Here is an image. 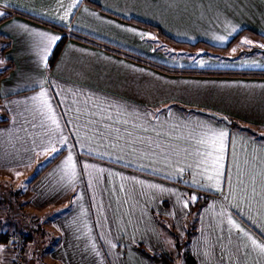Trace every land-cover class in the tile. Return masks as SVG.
<instances>
[{"label": "crops", "instance_id": "1", "mask_svg": "<svg viewBox=\"0 0 264 264\" xmlns=\"http://www.w3.org/2000/svg\"><path fill=\"white\" fill-rule=\"evenodd\" d=\"M0 12L2 69L13 64L0 76V170L55 147L30 182L36 200L75 190L54 260L162 264L135 247L170 256L151 211L179 221L188 204L175 179L211 176L216 194L206 189L189 243L195 263L264 264V243L231 213L264 236V0H0ZM220 131L216 177L208 138ZM15 257L0 243V264Z\"/></svg>", "mask_w": 264, "mask_h": 264}, {"label": "rangeland", "instance_id": "2", "mask_svg": "<svg viewBox=\"0 0 264 264\" xmlns=\"http://www.w3.org/2000/svg\"><path fill=\"white\" fill-rule=\"evenodd\" d=\"M2 67L3 66L0 55V72L2 70ZM258 138L264 139V135H258ZM59 152L60 151H57L55 153H52L51 151H41L36 154L37 161L33 165L24 168L0 170V184H2V186L10 192L11 198L17 206L15 208L16 212L19 214V217H17V221H12V216L10 214L11 210H7L8 207L6 210L8 211L9 215L7 216H5V214L7 213L6 210H0V220L3 219L4 221L2 222L1 226L8 229L9 231H15L14 222L16 221L20 223L23 219L24 221L28 222V227L32 228V230H34L35 232L33 234V239L31 240V245H35V242L38 246H41V249L43 250L42 253H39L36 252V250L33 251L30 248L26 256L22 257L24 261H22L20 264H65V260H54L52 251L53 249H55L53 247L54 244L57 243V241L59 242L61 240L62 233L59 231V226L63 225L64 218L62 217H66L74 206V201L70 199V196L72 195L73 198L75 190L71 189L69 191H66L65 194L63 193L62 195L63 197L61 196L62 198L60 197L58 200L45 201L44 204H40L36 200L37 194L32 190L30 183L35 180V178H37L38 174L45 168V166L48 164V162L51 161L52 158L58 156ZM184 180L185 177H179L175 179V182H177L178 184V189H182L184 196L187 198L188 204V212L185 213L179 221H177L171 214L168 215L155 209L151 211L155 222L159 227L165 250H167L170 255H176L177 252H179L174 244V236L171 227L174 225V233L181 239L184 238L183 232H185L187 225L189 224V221L191 219V213H189V203L193 202L192 196L194 197L197 192L198 195L201 193L199 198L206 197L208 199V196L212 195L213 193V191L210 189H215L218 187V183L214 181L215 179L190 178L187 183H185ZM206 189L210 190L212 193L210 191H207ZM213 194L215 196L216 193L214 192ZM167 199H172L168 197L163 199V205L168 208L170 205V201ZM199 213L196 221H193L197 229L199 225ZM231 213L235 218L238 219L237 223L242 225L244 228L250 229L257 237V239L261 243H264V236L261 235L258 227L253 226L252 222L251 225L247 219H245L241 214H238L236 211L232 210ZM84 218L85 220L91 221V217H88L87 215ZM82 226L85 227V221L83 217ZM138 244H141L146 252L151 251L142 241L138 240L137 242H135L136 248ZM83 248H78L80 254H84V252L87 250L86 248H84V251ZM188 248L189 247L186 246L181 250V255L180 257H178L180 259H176L178 260L177 263L187 264V262L185 261V257L187 253L186 250ZM101 249L102 251H104L103 247H101ZM110 252L111 249L108 248V257L111 256ZM162 252L165 251H158V253ZM108 257L106 261H108ZM121 259H124L123 254ZM16 263L18 264V262Z\"/></svg>", "mask_w": 264, "mask_h": 264}, {"label": "trees", "instance_id": "3", "mask_svg": "<svg viewBox=\"0 0 264 264\" xmlns=\"http://www.w3.org/2000/svg\"><path fill=\"white\" fill-rule=\"evenodd\" d=\"M58 50H59V46L53 52L52 58L56 55ZM12 67H13L12 61H9L8 66L1 70L0 76L4 75ZM206 72H209V71H206ZM182 108L184 110H187V111H196V109H194V108H186V107H182ZM7 120H8L7 118H3V119H0V122H6ZM207 201H208V199L206 197H203V198H199L195 202L189 203V213H191V219L189 221V224L187 225L185 232H183L184 238L181 239L180 237H178V235H176L174 233V231H175L174 225L171 227V230H172V233L174 236V244L177 247V249L179 250V252H177L176 255L168 256L165 252H162V253L146 252L141 244L137 245V249L139 251H141L142 253L148 255L154 261L160 262L162 264H180L177 262L180 259L178 257H180V255H181V250L186 246L189 247L190 240H191L192 236L197 231V228H196L193 221L194 220L196 221L200 209L207 203ZM7 207H8V209H7ZM16 207H17L16 203L12 200L10 192L8 190H6L2 186V184H0V210H2V209L3 210H6V209L11 210L10 214L12 212L15 213L14 214V216H16L15 220L17 221V217H19V214L16 212V209H15ZM16 221L14 222L15 226L17 227V228H15V231H12V230L9 231L8 229H6L4 227H2L0 229V243L4 242L5 245L8 244V246L16 254L15 260L18 256L19 259L24 261L22 257L26 256V254L29 252L30 248L33 251L36 250V252L42 253L43 250L41 249V246H38L35 242H34L35 245H33V244L31 245V240L33 239V234L35 232H34V230H32V228L28 227V222L24 221L23 219L20 223L16 222ZM16 229H17V231H16ZM14 235H17V236L15 237ZM188 249L186 250L187 253H186L185 261L187 262V264H196L195 260L193 259L192 255L189 253ZM177 258H178V260H176ZM16 261L18 262V264H20V262H21L18 260H16Z\"/></svg>", "mask_w": 264, "mask_h": 264}, {"label": "snow or ice", "instance_id": "4", "mask_svg": "<svg viewBox=\"0 0 264 264\" xmlns=\"http://www.w3.org/2000/svg\"><path fill=\"white\" fill-rule=\"evenodd\" d=\"M4 15H5V13L0 12V17H3ZM48 39L50 41V44H54L57 40L60 39V37H49ZM216 39L219 40V41H221V42H223L225 40V37H217ZM242 43H244V44H251L252 42L249 41V40H244V41H242ZM261 47H264V45H261ZM45 52H46V56H45V59H46L47 58V48L45 49ZM45 104H47L46 101H45ZM49 109H50V106H49ZM51 120H52V123L55 124L57 126V128H59V124L56 121V119H55L54 116L51 117ZM227 136H228V133L227 132L220 131L218 133H213L212 136H210L208 138V140H209V142H210V144H211V146L213 148V151L216 153L215 158H214V162H213V169L215 171L216 177H219L221 175V173L219 171V168L221 167V162L223 160V153H224V150H225V138ZM201 143H204V141L202 140ZM50 151L52 153H55L58 150L55 147H52L50 149ZM206 155H212V153L209 152ZM71 159H72L71 156H69L68 157V161L70 162ZM74 167L75 166L72 165V168H74ZM208 178L209 179H212L213 177L210 176ZM164 191H167V190L165 189ZM192 199L195 200L196 198L193 197ZM185 207H187V204H185ZM253 243H255V241H253ZM257 247H260L261 248V251H264V246L257 245Z\"/></svg>", "mask_w": 264, "mask_h": 264}, {"label": "water", "instance_id": "5", "mask_svg": "<svg viewBox=\"0 0 264 264\" xmlns=\"http://www.w3.org/2000/svg\"><path fill=\"white\" fill-rule=\"evenodd\" d=\"M259 51H263L264 52V48H258ZM207 114L217 118V119H220V120H223L225 121L226 123H230V121L225 117V116H222V115H219L217 113H213V112H206Z\"/></svg>", "mask_w": 264, "mask_h": 264}]
</instances>
